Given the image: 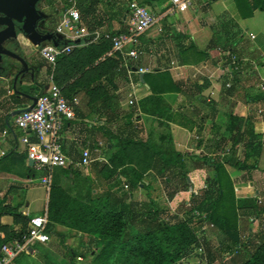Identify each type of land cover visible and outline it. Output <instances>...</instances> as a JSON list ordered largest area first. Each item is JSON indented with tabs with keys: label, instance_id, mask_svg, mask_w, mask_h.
<instances>
[{
	"label": "crops",
	"instance_id": "1",
	"mask_svg": "<svg viewBox=\"0 0 264 264\" xmlns=\"http://www.w3.org/2000/svg\"><path fill=\"white\" fill-rule=\"evenodd\" d=\"M68 1L42 0L40 9L47 13V19L51 18L56 27L69 5ZM130 1L149 9L156 17L155 24L140 37L138 51L141 55L138 59L131 61L126 58L127 47L123 48L121 54L113 49L101 53L103 43L111 45L104 40L73 49L74 52L83 51L77 58L78 63H91L77 73L79 85L69 95L70 100L66 98L68 101L78 100L74 107V119L65 122L58 134L63 155L72 163L73 171L79 173V177L73 179L74 184L84 190L91 188L93 193H116L115 186L112 187L115 181L112 179L122 182L126 180L120 168L114 170L109 165V159L118 150L117 144L125 138L138 142L149 140L157 146L172 147L175 152L184 156L183 172L188 174L192 188L178 193L172 200L169 194L176 189L181 190L176 187L177 181L174 180L179 178H173L169 172L167 176L161 174L159 164H151L144 170L142 151L140 159L136 160V169L146 187L140 186L133 191L130 199H125L123 206L135 204V207L141 208L146 203L142 199L145 194L147 202L151 199L152 208L159 211L161 217L165 213L179 217L181 213L178 208L189 205L190 193L201 195L206 189L205 180H211L215 176L213 170L206 169V165L196 166L195 163H202L204 157H217L221 146L225 144L230 148L239 139L236 131H226L231 118L237 117L239 124L245 123L247 128L253 130L251 135L239 140L237 157L254 168L246 173L226 166V171L234 183L237 199H258L264 206V101L254 103L251 100L258 107L255 111L257 117H251L248 107L239 102L240 87L236 84V79L240 82L257 79L255 88L260 87V90L254 96H264V8H250L251 0H246L249 7L242 0H192L188 10L169 14L170 0H74L80 14V26L89 32L109 35L126 31ZM261 4L264 6L263 2ZM59 6L61 7L57 11ZM44 24L40 23L38 28L43 34L48 33ZM250 35L254 38L251 39ZM45 44L52 43L34 45L22 33H18L16 40L3 44L23 58L31 72L24 76L21 83L16 82L13 86L20 63L14 58H2L0 62V159L10 154L18 157L14 161L7 158L0 163V210L17 211L30 218L41 216L47 220L48 203L42 211L43 215H38L28 211L29 204L23 206L18 198L13 199L16 186H19L17 179L21 178L19 174H26L27 168L48 171L37 169L34 163L29 166L26 149L21 143L23 134L14 124L13 116L14 112L32 104L29 97L39 96L49 85L54 84L52 75L38 70L35 59L31 56L32 49L38 48L36 52L39 55L40 46ZM50 66L54 70L55 65ZM139 69L147 71L139 73ZM236 72L239 76L235 77L233 74ZM163 73L168 75V81L175 84L177 89L152 93L143 81V76ZM72 82L70 80L66 84ZM227 84L230 87H226ZM65 85L59 87L63 95ZM231 87L235 88L228 92ZM149 98H152V103L145 102ZM238 123L232 122V126H237ZM30 139L34 140L33 137ZM111 143L116 147H112ZM98 144L101 146L98 147ZM83 150H88L92 159L100 154L102 161H94L88 167H79ZM153 160L154 158L152 162ZM150 161L151 159L149 163ZM103 165L112 171L108 179L106 172L98 171ZM33 176L26 175L23 178L21 182L24 187L33 183ZM44 177L47 176H42L40 181L46 186L49 197L51 177L49 176L48 185L42 182ZM65 181L70 187L73 184L72 176L62 177L59 184L62 186ZM125 185L126 183L121 192L129 190ZM159 193L166 196V199L156 201L153 195ZM124 194L127 193L120 196ZM2 198L6 206L2 204ZM196 199L195 197L194 204L198 202ZM252 215L245 211L238 213L239 233L247 231L248 227L251 229L254 224L255 231L258 230V220H249L250 223L247 221ZM0 223L14 226L12 217L7 215L1 217ZM203 229L205 235V227ZM217 233L224 235L219 231ZM47 235L49 242L46 245L34 244L27 253L19 254L11 264H22L20 259L38 257L50 261H42L41 264H52L54 256L60 257L62 264H71L77 253L71 249L68 251L66 243L71 236L81 235L57 224L50 226ZM36 245L43 254L33 248ZM74 259L81 262L82 258L78 256Z\"/></svg>",
	"mask_w": 264,
	"mask_h": 264
},
{
	"label": "trees",
	"instance_id": "2",
	"mask_svg": "<svg viewBox=\"0 0 264 264\" xmlns=\"http://www.w3.org/2000/svg\"><path fill=\"white\" fill-rule=\"evenodd\" d=\"M242 1L246 7H249L246 0ZM262 2L264 3V0H251L250 8H264ZM102 47L101 53H107L112 49L107 43H103ZM74 51L70 55L57 59L52 75V81L58 87H62L70 80L73 81L64 87V97L68 100L75 86L79 85L77 73L81 68L85 69L91 64L90 62H84L82 65L78 63L77 58L83 51ZM113 54L116 55V53ZM107 60L110 61V59ZM238 74L236 72L233 75L236 77L239 76ZM167 77L166 73L147 74L143 76V81L155 94L159 91L177 89ZM237 83L240 87L241 83L236 79ZM234 88L231 87L227 91L231 92ZM251 100L258 103L261 100L264 101V96L258 94ZM145 102L152 103V98ZM232 122L238 123L237 117L231 118L226 131L228 133L236 131L239 139L230 148H227L225 144L221 146L217 157H204L202 163H195L196 166L206 165V169L213 170L215 176L211 180H205L206 189L201 192L197 203L194 204L196 196L190 193L189 205H182L178 208L182 219L179 217H173L171 220L163 219L161 213L152 208L151 199L143 203L141 208L135 207V204L123 206V202L125 199H130L133 191L140 186L146 187L142 176L136 169L138 163L136 160L140 159L142 151L144 170L151 164H159L161 174L167 176L169 172L173 178H179L174 180L177 181L176 187L180 185L182 191L176 189L175 192L170 193L172 200L178 193L192 188V184L188 181L190 179L188 174L183 172L185 169L183 155L175 152L172 147L157 146L149 140L138 142L125 138L117 144L118 150L110 157L109 165L114 170L120 168L129 192L119 198L111 191L99 194L93 193L91 188L86 190L78 188L73 179L78 178L79 173L74 172L71 166L67 167L66 176L68 178L69 175L72 176L73 186L63 188L59 180L53 182L48 197L45 232H50V226L57 224L83 237H88V244L91 248L86 253L93 256L92 264H183L184 260H190L197 250L200 252L203 250V243H200L196 234L204 232L203 226L208 225L228 237L230 243L227 244V251L231 254L232 260L238 256L236 264H264L263 220L258 223L261 230L253 232L252 229L247 228L249 237L246 241L240 243L238 236L240 229L238 213L245 211L253 214L254 216L247 218V221L253 218L252 220L257 222L264 209L258 207V199H237L235 197L234 183L226 171V166L246 173L254 168L249 167L237 157L239 140L243 136L251 135L253 130L247 128L245 123L239 124L240 121L237 126H232ZM242 127H244L243 131H241ZM111 144L112 147H116L113 143ZM148 157L151 159L150 163ZM7 158L14 161L18 157L10 154L0 159V163ZM98 171L106 172L107 179L112 173L104 165L100 166ZM26 175L30 177L31 168H27ZM5 215L12 217L14 226L9 227L0 223V248L4 244L17 240L23 241L27 236L30 220V217H25L21 213L0 210V219ZM204 245L208 246L207 242ZM78 256L85 257L75 254L73 257Z\"/></svg>",
	"mask_w": 264,
	"mask_h": 264
},
{
	"label": "built area",
	"instance_id": "3",
	"mask_svg": "<svg viewBox=\"0 0 264 264\" xmlns=\"http://www.w3.org/2000/svg\"><path fill=\"white\" fill-rule=\"evenodd\" d=\"M68 3L60 22L55 27L57 46L45 44L39 48L40 57L52 66L59 57L70 54L74 48L102 40L109 41L112 49L120 54L123 48L127 47L126 58L131 61L136 60L141 55L138 51L140 37L156 22V17L145 7L130 1L125 32L116 35L101 34L97 31L89 32L79 24L80 14L74 0H69ZM170 4L171 9L168 13L174 14L188 10L192 0H170ZM250 38L253 39L254 36L250 35ZM146 71V69L138 70L139 73ZM226 87H230L229 84ZM36 99L33 108L19 113L14 119V124L23 134L21 143L26 149V159L32 160L37 169L49 171L52 168L70 167L72 163L62 153L58 134L65 122L74 119V107L78 104V100L68 101L59 87L54 84H51ZM131 103L129 100V104ZM30 137L34 140L32 141ZM100 146L101 144H98V147ZM94 161L101 162V155L92 159L91 153L83 150L78 166L88 167ZM49 181V176L42 179L45 185H48ZM257 202L261 203L259 200ZM46 223L45 217H31L28 222L27 236L23 241L17 240L1 246L0 264H11L17 255L27 253L28 249L36 243L46 245L49 242V236L45 232Z\"/></svg>",
	"mask_w": 264,
	"mask_h": 264
},
{
	"label": "rangeland",
	"instance_id": "4",
	"mask_svg": "<svg viewBox=\"0 0 264 264\" xmlns=\"http://www.w3.org/2000/svg\"><path fill=\"white\" fill-rule=\"evenodd\" d=\"M41 1L42 0H40L39 3L37 4V9L43 15V22H41V23H43V24L45 23L44 29L46 32L52 33V34L54 33V35H55L54 21L52 23L51 18L47 19L48 16L45 15L47 13H45L44 10L40 9ZM60 7L61 6L57 7V11L59 10ZM40 32H42V31H40ZM13 48H15V47H13ZM36 49H38V48H36ZM36 49L35 50L32 49V54H31L32 59H35L36 68H38V70L43 71L44 74L47 71V73L49 75H53V69H52L53 67H51L48 63H46L44 60H42V58L36 52ZM6 58H9V57H3V60ZM2 63H3V61H2ZM255 80L257 81V79L248 80V81L243 80L242 82H240L241 86H240V89L238 90L240 93V99H239L240 101L239 102L244 104L246 107H248L247 109L249 110V112H250L249 115L251 117L252 116L257 117V114L255 111H257L256 109H258V107L254 106L253 102L251 101V98L254 97L256 91L260 90V87H258L257 89L255 88V84H256ZM32 174L34 175L33 176L34 181L28 187H24V184L21 182L24 180L23 178L26 177V174L25 173L19 174V177H21V178H19L20 180L17 179V183H19V186H16L17 188L15 189V196L13 199L18 198L20 203L23 206H26L27 204H29V207H28L29 212L35 213L38 215L39 214L43 215L42 211L45 209L46 204L48 203V196H47L46 186H44L40 181L41 177L42 176H50L51 177L50 187H53V182L55 180L58 181L62 177L66 176L67 169H65V168H52L49 171H37L35 168L34 169L32 168L30 177H32ZM80 174H81V172H80ZM112 180L115 181L114 182L115 184L114 185L112 184V187L115 186V188H116V191H115L116 193H114V192L113 193L116 194L119 198L121 197L120 195H122V193H128L129 192V191H127V192H125V191L121 192L120 191L121 189H123V184L126 183L125 181L122 182L121 180H115V179H112ZM62 186L69 187V185L66 184V181ZM178 187L181 188L180 185H178ZM78 188H80V186H78ZM138 192H140V191L138 190ZM153 197H156V201H158V202L159 201L161 202L163 199L164 200L166 199V196H164L162 193L153 195ZM200 197H201L200 194H199V196L196 195V198H197L196 200H198ZM8 198L12 199L11 196H9ZM134 199L136 200V198H134ZM142 199H143V201L147 202V196L145 194L143 195ZM132 201H134V200H132ZM1 202L4 206H6L5 205L6 202L4 201L3 198L1 199ZM257 204H258L259 208H264L262 203L261 204L257 203ZM14 212H17V211H14ZM167 216H168V214H166V213L162 214V218L165 220L173 219L172 216H168V217ZM252 216H254V215H252ZM179 217H181V216H179ZM180 219H182V218H180ZM252 219L253 218H251V221H252ZM261 220H263L262 223L264 225V211L261 213V216L258 219V223H261ZM203 227H205V235L203 234V232H199L198 234H196L200 240V243H203L202 244L203 250L201 252L197 251L196 253H194L190 257V260H184L183 264H236V261L238 260V256L232 260L231 254L227 251V247H228L227 244L230 243L228 237H226L224 235L222 236L220 233H217V231L214 228H212L208 225H205ZM251 229L254 231L256 230L255 224L251 225ZM257 229L261 230L260 226H257ZM241 230H243V229H241ZM239 234H240L239 238L241 241L240 243L246 241L249 237V233L245 230L241 231ZM206 241H207L208 246L204 245V243ZM66 245L68 247V251L71 249L77 253L76 255H84L85 256L84 258L81 259V262H79L77 259L72 258L71 264H92L93 256L86 253L91 248L88 244V237L82 238V236L80 237L78 235L71 236V238L69 239V242H67ZM207 247H209V250H207ZM33 248L35 250H38L41 254H43L41 252V250L38 249L37 245ZM60 251H61V249H60ZM68 254H69V252H68ZM18 257H19V255L14 259V262H15V260H17ZM65 260L67 261L68 259L66 258ZM42 261H44V262L46 261L47 263L50 262L48 259L43 260L42 258H39V257L33 258V259L29 258V260H28V258L20 259V262L22 264H25V262L28 264H41ZM52 264H62L60 257L54 256Z\"/></svg>",
	"mask_w": 264,
	"mask_h": 264
},
{
	"label": "water",
	"instance_id": "5",
	"mask_svg": "<svg viewBox=\"0 0 264 264\" xmlns=\"http://www.w3.org/2000/svg\"><path fill=\"white\" fill-rule=\"evenodd\" d=\"M40 0H0V62L3 57L16 59L21 67L14 76V85L16 82L21 83L24 76L31 72V68L27 62L12 51L3 46L6 41L16 40L18 33H22L34 43L40 45L45 42H51L57 46L56 35L52 33H41L38 28L43 19L42 13L37 9ZM17 26L19 28H17ZM32 104L25 109H21L13 113V116L24 111H28L34 107L36 97H29ZM29 166L33 165V161H28ZM30 250V248L28 249Z\"/></svg>",
	"mask_w": 264,
	"mask_h": 264
},
{
	"label": "flooded vegetation",
	"instance_id": "6",
	"mask_svg": "<svg viewBox=\"0 0 264 264\" xmlns=\"http://www.w3.org/2000/svg\"><path fill=\"white\" fill-rule=\"evenodd\" d=\"M14 45H17L16 43H14Z\"/></svg>",
	"mask_w": 264,
	"mask_h": 264
}]
</instances>
